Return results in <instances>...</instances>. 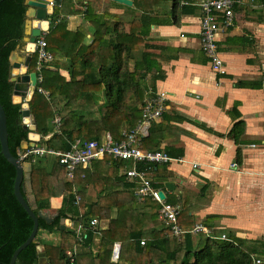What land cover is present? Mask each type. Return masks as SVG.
I'll return each instance as SVG.
<instances>
[{"label": "crops", "instance_id": "0c3cea01", "mask_svg": "<svg viewBox=\"0 0 264 264\" xmlns=\"http://www.w3.org/2000/svg\"><path fill=\"white\" fill-rule=\"evenodd\" d=\"M62 1L54 6L59 7V16L63 17L61 24L69 31L85 33L88 43L96 27L92 20L96 19L100 25L102 20L110 24L119 19L127 30L130 21L138 27L140 17L144 14L151 17L144 43L146 52L151 51L153 61L158 64L159 75L150 94L164 91L167 100L162 115L152 121L141 136L140 148L165 152L173 161L118 162L104 157L78 166L72 177L65 169L60 178L72 183L73 203L79 209L66 211L59 226L52 230L40 228L38 222L33 239L38 243L35 264H66V258L70 264H119L120 261L130 264L129 257L140 250L138 243L133 244L126 237L100 245L106 235L99 232L115 222H119L121 233L129 235L135 223L136 230L143 231L142 240L148 243L150 256L158 262L162 257L166 264L165 257L172 255L179 239L159 217L160 203L152 198H136L132 213L130 199L140 183L126 176L127 169L144 171L152 185L164 193V200L179 208L182 229L189 230L201 224L208 230L203 232L205 236L213 235L222 240L221 233L230 232L248 241H264V3L239 0L233 7L232 25L218 29L215 41L223 62L220 73L211 67L200 46L202 12L198 0H176V3L173 0H131L130 5L114 0H65L63 5ZM86 13L90 21L84 18ZM29 28L28 21L25 38ZM15 52L16 61L23 62L24 45ZM59 74L69 78L63 68L59 69ZM40 81L39 74L37 85ZM41 92L48 96L47 91L41 89ZM234 128L237 129L236 137L230 134ZM108 136L104 132L101 139ZM39 140L40 134L32 133L28 142L21 143V148L35 144L43 146ZM46 156L48 172L53 161L60 165L56 156ZM34 162L35 159L31 163L23 162L26 177L23 178L24 193L21 192L26 199L35 202L36 208L37 196L30 179ZM45 178L46 183H54L52 175ZM166 182H172L173 186L167 187ZM48 189L47 208L39 211L47 212L51 221L36 213L38 221L42 219L46 224L59 215L60 209L64 210V190H54L51 185ZM91 208V216L83 214ZM212 216L214 218L208 219ZM92 218L98 220L96 225L90 224ZM201 233H189L192 247L199 244L194 236L199 240ZM61 244L65 246L63 260L52 257L53 251L45 252L46 245L58 247Z\"/></svg>", "mask_w": 264, "mask_h": 264}, {"label": "trees", "instance_id": "16d2710c", "mask_svg": "<svg viewBox=\"0 0 264 264\" xmlns=\"http://www.w3.org/2000/svg\"><path fill=\"white\" fill-rule=\"evenodd\" d=\"M173 1L176 3V0ZM261 2L264 3V0ZM54 8L49 19L48 32L38 37L45 38L52 59L43 63L37 70V55L34 52L28 66V72L36 71L38 76L41 75V81L28 102L30 113L34 115L36 121L35 132L40 134L39 144L49 149L65 151L76 141H100L101 127L105 128L104 132H107L114 141H120L123 138L122 132L135 127L140 120L142 107L149 93L153 91L159 75L158 64L153 61L151 51L146 52L147 47L144 43L152 23L148 20L152 19L144 14L145 16L138 19L140 26L135 27L133 21H130L127 30L119 19L112 20L110 24L102 20L100 25L96 19L92 20L96 27H93L92 39L88 43L85 40V33L79 30L69 31L61 24L63 17L59 16V7ZM27 9L25 0H0V104L6 115L8 148L14 157L22 150L21 143L28 142L30 131L24 128L22 123L21 105L12 102L14 84L10 81V54L24 45ZM84 18L89 20L87 13ZM59 58L63 62H60ZM60 68L68 72V79L59 74ZM40 88L47 91L48 96L44 95ZM55 117L60 118L58 127L53 122ZM44 120L49 121L50 126H46ZM236 130L234 128L230 132L233 137H236ZM47 135L50 137L44 139ZM46 157V155L31 157L35 162L32 163L30 179L37 196L36 208L33 210L35 214L47 208L50 196L47 192L50 185L54 190H64L62 191L64 210L60 209L59 215L49 224L42 219L38 221L40 228L52 230L59 226V221L66 216V211L79 208L73 203L72 183L64 182L60 178L61 175L64 176L65 167L53 161L48 172L49 161ZM15 175V167L0 151V264L9 262L13 251L28 237L33 225L32 219L15 198L13 192ZM44 175L45 177L52 175L54 183H46ZM85 181H89V178ZM24 182L25 180L21 183L23 193ZM132 195L133 198L130 200L133 204V213L137 197ZM92 213L93 208L87 209L83 214L91 216ZM177 221L179 224V215ZM117 223L119 222L111 224L106 230L109 234L101 239L100 245L112 244L115 239L128 237L131 243H138L140 246V250L129 257L130 264L164 263L162 257L158 262L154 256H150L148 243L143 240L144 243L140 244L144 236L142 230L135 228L129 230L130 235L124 234L119 231ZM201 234L202 238L198 242L200 244L203 241L204 244H198L197 248L192 247L189 233L182 235L177 240V247L172 251V255L165 257V263L254 264L253 258L256 254L263 261L260 264H264V241H248L234 237L230 232L225 234L227 240L217 239L213 235L205 236L203 232ZM37 245V241H31L19 252L14 264H35L38 256ZM46 246L47 254L53 251L55 255L52 257L57 260L66 258L63 244L58 247ZM65 263L70 264L67 258Z\"/></svg>", "mask_w": 264, "mask_h": 264}, {"label": "built area", "instance_id": "2783aa9c", "mask_svg": "<svg viewBox=\"0 0 264 264\" xmlns=\"http://www.w3.org/2000/svg\"><path fill=\"white\" fill-rule=\"evenodd\" d=\"M238 2L239 0H198L197 2L202 12L199 32L200 46L203 53L208 58L211 67L220 73L223 71V62L218 53L215 36L219 28L232 25L234 19L233 7L235 4H238ZM182 3L188 2L182 1ZM35 52L37 55V70L41 68L43 63L52 59V55L47 49L44 37L36 39ZM166 100L167 93L164 91L157 92L154 95L149 93L142 107L140 120L135 127L131 129L133 130L132 135L126 137L125 131H123V138L120 141H114L110 136L102 141H76L70 149L65 151L49 149L35 144L18 151V158L22 162L31 163V161H33L31 158L32 156L54 155L58 158L60 165L65 167L66 173L70 177L73 176L78 166H85L95 159H102L104 157H111V159L123 161L137 160L153 164L173 161V158L165 152L143 151L140 148L141 136L145 135L149 124L162 115L166 106ZM53 122L55 126L58 127L60 118L55 117ZM232 166H234V164H232ZM125 172L128 178L139 180L140 184L134 191L137 199L144 200L146 198H152L160 203L159 217L170 226L173 236L179 239L185 233L197 234L200 232H208L201 224H196L189 230L182 229L177 221V217L180 213L179 208L160 198V189L152 185L146 173L135 169H127ZM89 222L91 225H96L98 220L92 218ZM220 237L223 240H227L225 233H222ZM143 243L142 240L141 244ZM72 261L73 259L71 258L70 262ZM253 263L260 264L261 259L259 257H254Z\"/></svg>", "mask_w": 264, "mask_h": 264}, {"label": "water", "instance_id": "95a60500", "mask_svg": "<svg viewBox=\"0 0 264 264\" xmlns=\"http://www.w3.org/2000/svg\"><path fill=\"white\" fill-rule=\"evenodd\" d=\"M126 5L132 3L131 0H114ZM25 3L28 5L26 11V20H25V29L27 22L29 21L30 28L28 31V37L25 38L24 52L26 56L23 62L16 61V50L12 51L10 54V63H11V77L10 81L13 82V92H12V102L15 104L21 105V116L22 123L24 128H28L30 131L28 133V139H30V134L35 133L36 124L34 115L30 113L28 102L31 100L35 89L37 88L38 74L36 71L28 72V66L31 60V54L35 52L36 49V39L41 36L43 32L49 29L50 25V15L53 12V7L58 6L61 3V0H25ZM26 33V31H25ZM7 128H6V115L2 105L0 104V146L1 153L4 158L13 166L16 170V175L14 179V195L19 204L23 207L26 213L33 221L32 230L27 237V239L20 244L12 253L9 263L14 264L17 255L21 250H23L35 237L38 231V217L33 212L35 208V202L32 203L29 199H26L21 192V183L23 178H25V164L14 157L8 148L7 143ZM28 164V169L30 164ZM30 187V182H28ZM167 187H172V182H166ZM30 190V188H29ZM159 196L161 199H164V193L159 191ZM38 216L51 221V218L48 216L47 212L38 211ZM41 255V254H40ZM42 256V255H41Z\"/></svg>", "mask_w": 264, "mask_h": 264}, {"label": "rangeland", "instance_id": "374dc122", "mask_svg": "<svg viewBox=\"0 0 264 264\" xmlns=\"http://www.w3.org/2000/svg\"><path fill=\"white\" fill-rule=\"evenodd\" d=\"M48 38H50V35H48ZM44 124H46V126H50V122L49 121H46V120H44ZM134 128V127H133ZM133 128H131V129H133ZM131 129H127V130H124L125 131V134H126V137L128 136V135H132V133H133V130H131ZM104 131H106L105 130V128H103V127H101V135L104 133ZM107 133V132H106ZM107 138V137H106ZM104 140H106V139H104ZM101 141H102V139H101ZM134 229L136 228V224L134 223V225L132 226ZM99 233H104V235H106V237L108 236V234H109V232L108 231H106V230H104V231H101V232H99ZM197 235H195L194 236V238H195V241H196V243L198 244V237H196ZM204 243H203V241L202 242H200V244L199 245H203ZM199 245H197V246H199ZM197 246H196V248H197ZM119 264H125L124 263V261H120L119 262Z\"/></svg>", "mask_w": 264, "mask_h": 264}, {"label": "clouds", "instance_id": "9594fccd", "mask_svg": "<svg viewBox=\"0 0 264 264\" xmlns=\"http://www.w3.org/2000/svg\"><path fill=\"white\" fill-rule=\"evenodd\" d=\"M36 53V52H35Z\"/></svg>", "mask_w": 264, "mask_h": 264}]
</instances>
